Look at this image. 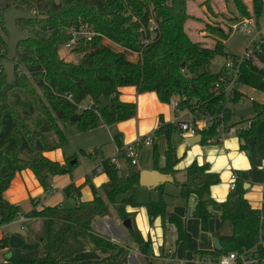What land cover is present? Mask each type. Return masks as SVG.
<instances>
[{
  "label": "trees",
  "instance_id": "16d2710c",
  "mask_svg": "<svg viewBox=\"0 0 264 264\" xmlns=\"http://www.w3.org/2000/svg\"><path fill=\"white\" fill-rule=\"evenodd\" d=\"M188 1L0 0V226L22 215L20 206L4 199V193L18 172L31 170L45 189L48 188L49 176L71 173L76 164L61 166L43 156L45 152L66 145L67 125H78L87 132L98 128L101 121L111 126L135 117L136 104L119 100L121 88L136 87L141 94L155 92L160 101L166 104L178 97L180 108L195 114L210 113L216 116L223 111L225 98L211 93L222 73H213L209 68L217 57H236L225 48L231 30L205 23L202 31L215 37L214 47L208 48L201 42L193 41L186 27L188 21L192 20L188 13ZM3 2H6L4 6ZM232 2L238 16L245 19L264 18V0H252L251 6L244 0ZM205 5L212 12L209 0ZM13 7L35 12L48 19L18 21L19 29L32 36L29 41L20 44L16 64L18 71L24 66L29 76L19 77L16 71L17 83L8 86L3 63L7 57L6 38L9 35L5 30L3 15ZM238 16L231 22L238 20ZM152 22L156 24L157 31L152 42L144 46L142 40L151 37L149 27ZM79 24H88L120 47L139 53V59L130 61L124 52L113 50L99 37L80 44L67 57H62L60 48L69 41L68 30ZM142 29L146 31L143 33ZM239 82L264 94V60L261 55L253 54L251 61L244 64ZM239 92L235 93L233 104L241 100L243 95ZM70 96L71 100L68 99ZM102 96L108 99L112 107L103 108L98 103ZM88 99L94 102V106L80 109ZM249 107L253 109L252 116L240 119L241 122L252 123L251 129L238 134L243 151L247 150L246 141L250 137L255 138L257 146L264 141V103L254 101ZM225 111L229 118H234L236 110ZM73 117H79V120L72 121ZM171 130L180 133L177 125L169 124L160 127L155 135L170 134ZM202 134L203 145L211 144L216 136L213 129ZM116 142L120 148L123 147L119 138H116ZM153 148L156 159L158 152L155 145ZM20 155L30 162L21 161ZM167 160V168L161 172L175 177L178 173L173 168L178 159L172 146L167 152ZM103 165L109 182L100 188H96L89 178L85 183L92 189L93 201L83 202V186L72 184L63 191L65 198L72 202V207L66 209L61 204L40 211L33 209L24 215L45 220L47 236L39 237L41 247L34 259L12 257L11 264L78 263L81 261L80 255L85 252L83 238L86 236L103 254L115 252L118 246L93 229L97 218L108 217L112 212L122 222L131 221L132 228L127 229L129 240L148 261L152 255V242L149 238L145 239L136 227V214L127 211L129 207L136 209L141 206L146 208L151 225L161 219L164 229L173 226L177 234L176 242L193 256L209 253L218 256L256 246L264 251L260 245V241L264 242V204L260 210L251 207L245 198L241 176L227 200L217 202L210 198V189L220 184L219 174L210 172L207 164L200 166L196 162L184 171L186 185L180 189L179 197L184 201L192 195L198 198L193 216L200 221L202 231L208 232L213 218L209 207L219 213L222 228L229 224L232 230L229 235H215L221 242V252L203 251L189 233L186 220L177 213L169 214L166 197L170 194L164 186L155 190L158 194L156 201L140 204L133 195V191L140 186V171L136 166L128 164L127 172L123 173L110 159L104 160ZM45 171L48 173L43 175ZM5 247L7 243H2V248ZM108 264H128V253L119 261Z\"/></svg>",
  "mask_w": 264,
  "mask_h": 264
},
{
  "label": "crops",
  "instance_id": "0c3cea01",
  "mask_svg": "<svg viewBox=\"0 0 264 264\" xmlns=\"http://www.w3.org/2000/svg\"><path fill=\"white\" fill-rule=\"evenodd\" d=\"M249 1L251 2L252 0ZM106 44L115 51L124 52L126 55L129 53L117 47L116 45H112L110 42ZM127 58L130 61L136 62L139 59V55L137 53H132V56L129 57L127 55ZM245 88L243 89L244 92ZM119 91V100L121 102L136 104V115L130 120L111 126L104 124L103 121L100 122L99 127L96 128V131L104 130L107 137L103 140H98L99 145L96 147L97 150H91L89 152V156L96 159V165L98 166L100 163H103L104 160L111 159L115 156L117 147H119L117 145L116 138H119L121 145L126 147L133 143L138 137L156 133V131L162 126L169 124L173 125L174 122L186 119L184 114H176L173 111L170 103H162L155 92H146L141 94L138 92L136 87H124ZM262 95L264 96V94ZM92 103L93 101L91 99H88L84 102V104H86L85 106H91ZM259 103H264V101ZM154 145L158 152L157 158L154 159V148L152 146V160L143 166H140L138 162V166L136 168L140 172L144 170H157L161 172V170L167 168V152L170 146L174 147L178 163L173 169L177 171L178 174L175 177L171 175L173 177L172 183L160 185L164 186L166 192L170 186H175L180 189L185 187L186 179L184 171L194 162H196L200 166L207 164L210 167V172L220 175L221 182L219 185L211 187L210 198L217 202L226 201L231 194L230 185L232 183V176L235 174L237 175V179L239 176H241V179L244 181V190L246 191L245 198L248 200L251 207L256 210L262 209L264 204V141L257 146L255 138L250 137L246 141V151L242 150L241 141L236 136L229 137L220 144L212 141L211 144L207 145H203L202 142L195 145H188L186 143V139L183 140L178 131L171 130L170 134H163L158 137L156 136ZM110 146L111 149L108 152H105L104 148ZM147 148L149 147L142 148L140 152ZM59 150L61 149L45 153V155H47L46 157H48L50 160H53L54 162L65 164L70 157H66L63 153H61L59 156V154H56V151ZM71 157L73 160L76 159L78 163L77 157ZM121 164V171L126 173L128 169V163H126L124 160H121ZM97 167L92 169L89 174L77 180L73 178L72 172L67 175L49 176L48 179H51V184L49 185L47 183V189H45V187L41 184V182L31 170H23L16 174L9 189L4 193V199L12 205L20 206L22 209V215H27L33 209L39 211L45 207H54L61 204L64 205L65 202L69 200L65 198L63 191L69 185L74 184L77 187L83 186L81 190V200L83 202L93 201L94 194L90 186L85 185L86 180L89 178L91 183L96 188H100L103 184L109 182L107 174L104 172L97 173ZM175 180L177 181L176 184ZM140 187L147 189L141 185L138 188ZM157 188L147 190L150 193H157L155 191ZM186 203L188 205L191 203V213L194 214L196 205L198 203V198L195 195H192L186 201ZM177 209L178 208L172 209L169 207V214L174 213V211H177ZM209 209L213 212L212 219H214L215 216L220 218L219 213L213 211L212 207H209ZM127 211L129 213L136 214V227L142 233L144 238H149L152 242V246L155 245L157 247L158 244V247L155 248V250L152 249V258L154 257V259H158V257L161 256L159 252V246L163 245L165 241L164 238L166 229H164L162 226V220L157 219L151 225L149 223L147 210L144 206L136 209L129 207L127 208ZM176 211L175 213L182 216V213ZM188 215L189 210H186L185 216L182 217L186 220V226L189 233L197 240L199 249L203 251H213V241L211 239L209 243H207V235H201V239L204 240H202L203 246H200L199 239L195 234L197 229L194 228V230H192L191 228V223L195 221L189 220ZM198 222L201 228V223L199 220ZM123 223L124 222H122L117 215L114 217L108 216L105 218H97L93 223V229L96 232L107 236L112 241V243L118 246V249L113 253L103 254L91 242L90 238L86 236L83 238L85 252L80 255L81 261L75 264H108L110 262L119 261L125 253H128V264H143L139 257L142 254L140 253L138 247L129 240L127 228L124 227ZM16 224L20 226V230H15L12 232L11 229ZM45 224L47 225V222L43 219L28 217L26 223H20V219L18 217L13 222L0 226V264H11L10 259L12 257H15L19 260L34 259L41 247V243L38 242L39 237L47 236V229L44 230ZM210 224L208 232H202L207 234L212 233V238H215V235L218 233L221 235L231 234V227H226L227 229L224 230L221 228L220 230L219 226H217V228H213L210 226ZM171 231L176 234L175 229ZM20 232H22L21 235ZM2 243H7V247L2 248ZM176 244L179 245L177 242ZM163 253H165V250H163ZM178 260H183V258Z\"/></svg>",
  "mask_w": 264,
  "mask_h": 264
},
{
  "label": "rangeland",
  "instance_id": "374dc122",
  "mask_svg": "<svg viewBox=\"0 0 264 264\" xmlns=\"http://www.w3.org/2000/svg\"><path fill=\"white\" fill-rule=\"evenodd\" d=\"M206 1L207 0H189L188 1V13L192 16V20L188 21L186 27L193 41L201 42L208 48L214 47L215 37L211 35L209 36V34H206V32L202 31V28L204 27L205 23H208V24L213 23L215 25L222 27L226 31L231 30V35L229 39L225 41L226 51L231 55L243 56L250 49L249 46H251L252 44L253 36H256L257 33H263L261 38L264 37V19L254 18V17L245 19V18L238 16V13L236 11V8L232 0H209L211 9H212V12H211L208 6L205 5ZM244 1L246 4H248V6H251L252 1L251 2L249 0H244ZM235 16H238V20L231 22V20ZM250 20L254 22V27L251 29L252 36L248 35L247 33H245V31L241 29L243 24L245 22H249ZM6 39L8 43L9 37L7 36ZM103 41L105 40L103 39ZM63 46L60 48V54L62 57H67V55L70 53L63 51ZM254 47L256 49L258 46L255 44ZM255 49L253 52L254 54H259L261 56H264V46H261L259 50H255ZM252 50L253 49H251V51ZM7 53L8 52H6V55ZM127 55L131 57L132 53H127ZM18 61L19 60L17 56L15 63L17 64ZM224 63H225L224 57H217L212 62L209 70L213 73H218L221 71V68L223 67ZM17 71H18V68H17ZM17 74H19V77L29 76L24 66L20 67V70L17 72ZM245 92L252 100H255L257 102L264 101V96L262 95V93L256 90L245 88ZM38 94L40 93L38 92ZM249 101L250 100H248V102L245 103V105L243 106L238 105L237 108L243 109V108L248 107L250 104ZM82 105L85 106L86 104L83 103ZM65 136L67 139L66 145L63 148H61V150L56 151V154H59V156L61 155V153H63L66 157H70L66 161L65 164L54 162L53 160H50L48 157H46L47 155H45V153L52 152V151L43 153V156L47 158L48 160L52 161L53 163H59L61 166H65V165L71 166L70 163L71 161H73V158L71 156L77 157L78 163L74 166V168L71 171L73 174L72 175L73 178L77 180L89 174L92 169L98 166L96 165L97 163L96 159L89 156V152L91 150H94V151L97 150L96 147L99 145L98 140H103L107 136L104 130L96 131L95 129L94 131L91 130V131L84 132L80 129L78 125H67L65 128ZM104 149H105V152H108L111 149V146L107 148L105 147ZM152 153H153L152 147L143 149L141 152H139V161H138L139 165L143 166L144 164H147L148 162H150L153 158ZM47 173L48 172L45 171L43 175H46ZM47 183L49 185L51 184L50 178L47 180ZM179 190L180 188L175 187V186H170L168 188L167 192L168 194L170 193V195L166 197L167 203L169 207L172 209L178 208L177 211L176 210L175 211L182 213L183 217L185 216L186 210H189L188 219L195 221L191 223V228L192 230H194V228L197 229L195 231V234L197 238L199 239L200 246L202 247L203 246L202 240L204 239H201V235L203 236L207 235L206 242L209 243L211 239L212 241L214 239L212 238V233L207 234V233L202 232L198 220H196V218L193 217V213H191V209H192L191 203H189L188 205L186 201H184L183 199L179 197V193H180ZM134 197L138 203L145 204L151 201H156L158 199V194L155 192L150 193L147 189L140 187L134 190ZM115 215L116 214L112 212L110 217H114ZM210 226L213 228L214 227L217 228V226H219L221 230L222 226H221L220 218L218 216H215L214 219H212ZM226 227H230L229 224H226L223 227V230L227 229ZM44 228H45L44 230L47 229L46 224L44 225ZM15 230H20V226L17 224L14 225L11 231L13 232ZM21 234L22 232H20V235ZM164 239H165L164 244L159 246V252L161 256L158 257V259H154V257L152 258L153 255H150V257L148 258V261H146L145 258L141 255L139 257L143 264H149L150 262H152V264H187V261L192 259L193 255L190 252L185 251L182 244L181 245L176 244V234L173 231H171L168 226L165 230ZM157 247H158V244H157ZM157 247L153 245L152 249L155 250V248ZM162 249L165 250V253H163ZM169 250H172L174 253L169 255L167 253ZM176 250H177V254H176ZM177 255H178V259L183 258V260H178ZM167 257L172 258L173 261L167 263L165 261V258Z\"/></svg>",
  "mask_w": 264,
  "mask_h": 264
},
{
  "label": "built area",
  "instance_id": "2783aa9c",
  "mask_svg": "<svg viewBox=\"0 0 264 264\" xmlns=\"http://www.w3.org/2000/svg\"><path fill=\"white\" fill-rule=\"evenodd\" d=\"M35 13V12H33ZM36 14V13H35ZM135 19V18H134ZM254 27V22L250 20L249 22H245L241 29L245 31L248 35L252 36V28ZM146 30L142 29L144 33ZM157 31V26L154 22L151 23L149 27V33L151 37L148 39L142 40V45L147 46L152 42V37L155 35ZM141 32V33H142ZM263 33H257L256 36L252 37V44L249 46V50L243 56H236V57H228L225 59V63L221 70V77L220 80L217 81L211 89V93L216 96H223L225 98V106L223 111L216 116H213L210 113L207 114H195L190 110H182L180 108V98L175 97L171 99L170 105L173 111L176 114H184L186 117L185 120L174 122L175 125L179 128L181 138L187 139L192 138L197 135H202V132L209 131L213 129L216 133L215 138L212 140L213 142L220 144L223 143L227 138L236 136L240 132H245L251 129L252 123L250 121L241 122L239 118H229L225 109H232V111L240 110L237 106H243L245 103L250 100V104L255 100H252L245 92V86L241 85L239 82L241 69L244 64H247L251 61L253 52H254V45L256 44L258 47L255 50H259L261 46H264V37L261 38ZM69 41L64 44L63 51L70 52L78 48V46L85 42H91L96 38H102L106 41V43L110 42L112 45H116L117 47L129 52V53H137L131 50L125 49L120 47L119 45L113 43L111 40L107 39L105 36L100 34L95 30L94 27L88 24H79L75 27H72L68 30ZM105 41H103L105 43ZM107 45V44H106ZM108 46V45H107ZM251 49H253L251 51ZM139 56L140 54L137 53ZM240 91L241 100L237 103L233 104L232 101L234 99L235 93ZM69 100L72 97H68ZM257 102V101H256ZM249 104V105H250ZM94 106V102L91 106H80V109L91 108ZM249 107V106H248ZM247 108V107H246ZM245 109V108H243ZM97 115L99 116V112L96 111ZM251 117V116H250ZM249 118V117H248ZM246 119V118H245ZM156 135L155 133L149 134L147 136L138 137L133 143L126 147H117L116 154L114 157L110 159L111 163L115 165L118 170L122 169L121 160H124L126 163L132 166H138L139 161V152L144 147H152L155 144ZM97 173L104 172V165L100 163L99 166L96 168ZM236 181L237 175L232 176V183L230 185V191L233 192L236 188ZM20 223H26L27 217L21 215L19 217ZM173 230V226L169 228ZM260 245L264 248V242L260 241ZM169 255L173 254L172 250L167 252ZM165 261L172 262V258H165ZM193 264H264V251H261L259 247H253L249 249H243L237 252H230L227 254H220L215 255L212 253L209 254H199L194 255L192 259L188 260Z\"/></svg>",
  "mask_w": 264,
  "mask_h": 264
},
{
  "label": "water",
  "instance_id": "95a60500",
  "mask_svg": "<svg viewBox=\"0 0 264 264\" xmlns=\"http://www.w3.org/2000/svg\"><path fill=\"white\" fill-rule=\"evenodd\" d=\"M6 2H3L2 5L4 6ZM4 23H5V30L7 31L9 35L8 39V53L5 62L3 63V67L5 69L6 79H7V85L12 86L17 83V77H16V71H17V65L15 63L18 55V49L21 43L29 41L32 36L28 35L27 33L23 32L18 27V21L24 20V21H36V20H47L48 17L46 16H40L33 12L29 11H22L18 8H10L5 11L4 13ZM261 59L264 60V56H261ZM98 103L103 106V108H110L112 107V104L108 101V99L105 96H102L98 99ZM253 114L252 107H247L245 109H240L234 112L235 117L239 119H245ZM79 120V117H73L72 121ZM203 140L202 135H197L192 138H187L186 143L188 145H195L201 143ZM20 160L23 162L29 163L30 160L26 158L24 155H20ZM77 163V160L71 161L70 165L74 166ZM173 177L169 174H163L160 171L157 170H144L140 172V185L143 187H146L147 189H155L159 187L160 185L166 184V183H172ZM206 201H208V197L205 198ZM72 203L70 201H66L64 204V208H70L72 207ZM2 213V205L0 202V215ZM124 227L127 229H131V221L127 220L123 223ZM213 246L214 250L217 252L222 251V245L220 240L215 237L213 239Z\"/></svg>",
  "mask_w": 264,
  "mask_h": 264
}]
</instances>
